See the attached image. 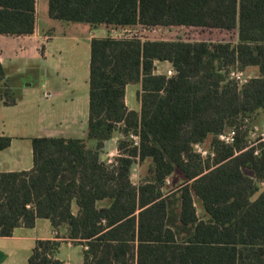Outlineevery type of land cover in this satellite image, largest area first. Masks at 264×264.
Here are the masks:
<instances>
[{
  "label": "trees",
  "instance_id": "16d2710c",
  "mask_svg": "<svg viewBox=\"0 0 264 264\" xmlns=\"http://www.w3.org/2000/svg\"><path fill=\"white\" fill-rule=\"evenodd\" d=\"M49 15L108 29H218L237 32V42L93 38L86 137L33 138V168L0 173V237L48 219L68 226L83 264H264V144L256 155L245 129L264 112V0H49ZM36 24L37 0H0V36H31ZM157 62L176 75L156 73ZM248 67L259 75L241 87L230 79ZM131 84L141 85L140 111L127 106ZM231 129L226 145L218 136ZM117 131L124 138L108 163L102 151ZM209 139L203 157L196 145ZM11 142L0 136V151ZM147 160L136 185L133 167ZM176 171L185 180L166 191ZM59 247L38 240L29 264H63Z\"/></svg>",
  "mask_w": 264,
  "mask_h": 264
},
{
  "label": "crops",
  "instance_id": "0c3cea01",
  "mask_svg": "<svg viewBox=\"0 0 264 264\" xmlns=\"http://www.w3.org/2000/svg\"><path fill=\"white\" fill-rule=\"evenodd\" d=\"M39 9L40 0H37V24L33 35L0 36V63L6 73L5 79L0 81V94L5 84L16 100L15 104L6 105L0 97V136L12 138L10 147L0 151V173L28 171L33 168V138L86 137L90 105V56L87 60L84 53L83 60H80L79 40L73 36L69 38L66 34L65 40L57 46V55L54 52L50 53L49 45L57 37L48 31L45 33L44 39H41L42 30L38 20ZM85 24L87 23H79L77 25L80 26L76 27H84L89 32L90 28L93 31L99 27H105L103 25L93 27L90 24L81 26ZM105 29L107 30L105 35L97 37L92 34L89 36V47L93 38H105L111 36V31L119 30L106 27ZM68 49H70L68 56H65L64 53ZM162 66H166L164 70L166 71L169 63L163 62ZM28 69L42 74V78L38 80L40 81L38 86L42 89L41 97L38 99L36 97L29 98L33 90V83H30L29 77L24 78L20 85L14 84L16 76L24 74ZM46 92L52 94V97L45 98L44 93ZM9 102L11 101L9 100ZM128 108L133 110L129 106ZM5 118L8 119V125ZM112 140L108 141L105 147ZM38 240L60 242L56 258L63 264H75L72 254H63V249L80 246L83 257L77 264L84 263V247L69 238L67 225L54 228L50 220L39 219L32 229L20 227L16 229L13 236L0 237V264H29V257Z\"/></svg>",
  "mask_w": 264,
  "mask_h": 264
},
{
  "label": "rangeland",
  "instance_id": "374dc122",
  "mask_svg": "<svg viewBox=\"0 0 264 264\" xmlns=\"http://www.w3.org/2000/svg\"><path fill=\"white\" fill-rule=\"evenodd\" d=\"M38 20H39V27L42 30L41 39H44L45 33L48 31L55 35L57 38L55 41L49 45V52L55 53L57 51V46L60 42L64 41L65 34L69 36L76 37L79 40V58L83 60L84 53L85 59H89L90 56V47L88 38L92 34L97 37L101 35H105L107 30L105 27H99L95 30H91L90 32L88 29H84V27L77 28L76 26L79 23L73 22H66V21H58L54 20L49 16L48 11V0H40V9L38 13ZM81 26H87L81 25ZM89 26V25H88ZM89 28V27H87ZM92 31V32H91ZM113 35V31L110 32V35ZM117 35H120L122 38L131 37V38H140L142 40H166V41H174V40H181L186 42H237V32H228L224 30L218 29H210V28H197V27H155V28H143V27H133V28H126V29H119L116 31ZM67 36V37H68ZM74 47V46H73ZM64 53L65 56H68V51ZM87 63V62H86ZM156 73L161 74L164 73L166 66H162V63H156ZM244 78L251 79L259 75L258 69L256 67H248L244 70ZM40 75V76H39ZM29 77L30 83H33L32 91L29 95L30 99L36 97L37 99L41 97L42 89L38 86L39 79L42 78V74H38L31 69L26 70V72L22 75H17L14 81V84H21L24 81V78ZM40 77V78H39ZM141 90L140 84H131L127 87L126 91V98L128 106L136 111H139L141 108L138 92ZM7 117V116H6ZM7 118L5 121L8 125ZM246 132H247V140L249 145H253L257 149L260 148L264 141L262 140V127L264 125V112H260L259 114L250 117L246 122ZM114 138L111 142L107 144V146L103 149L102 155L105 161L108 163H113L115 158L118 156V143L120 139H123L124 136L121 132L117 131ZM138 140V139H137ZM210 140H207L204 144L200 145L203 150H209ZM136 141V140H135ZM150 165V160L145 161L144 163H136L133 167L131 179L134 184L139 185L147 176L148 169ZM245 173L251 177H254L253 172L249 170H245ZM185 177L180 171H176L167 181L166 183V191L175 189L178 187L183 181ZM260 192L264 190V183L259 182ZM259 192V193H260ZM196 207L198 210V214L200 218L206 219L207 215L204 212L203 206L198 199H196ZM63 254L71 253L73 256V261L75 264L79 263L82 256V247L76 246L72 249H68L65 247L63 249Z\"/></svg>",
  "mask_w": 264,
  "mask_h": 264
},
{
  "label": "built area",
  "instance_id": "2783aa9c",
  "mask_svg": "<svg viewBox=\"0 0 264 264\" xmlns=\"http://www.w3.org/2000/svg\"><path fill=\"white\" fill-rule=\"evenodd\" d=\"M116 31L117 30H114L113 31V35L111 34V37L113 38H122L120 35H117L116 34ZM131 38V37H129ZM176 70L174 69L173 65L171 63H169V67L166 71H164V73H161V74H166L168 77H174L176 75ZM230 79L231 80H234L238 86H242L243 84H245L248 79H245L243 76H244V73L239 71V70H232L230 72ZM44 97L45 98H51L52 97V94L46 92L44 93ZM236 136H237V131L236 129H231L227 132H224L222 134H220L218 136L219 140L222 141L224 144L226 145H233L235 143V140H236ZM261 136L263 137L262 140L264 141V125L262 127V133H261ZM135 140H137L138 138L137 137H134L132 136ZM249 147H254L253 145H249ZM196 150L198 153H200L203 157L207 156L209 151L207 150H203L200 145H196ZM256 155L259 154V149L256 150L255 152ZM213 155V154H212Z\"/></svg>",
  "mask_w": 264,
  "mask_h": 264
}]
</instances>
